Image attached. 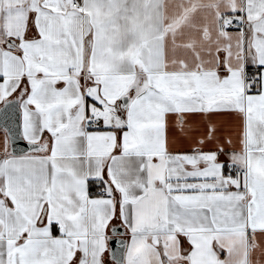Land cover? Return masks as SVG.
Masks as SVG:
<instances>
[{"label": "snow or ice", "instance_id": "1", "mask_svg": "<svg viewBox=\"0 0 264 264\" xmlns=\"http://www.w3.org/2000/svg\"><path fill=\"white\" fill-rule=\"evenodd\" d=\"M0 264H264V0H0Z\"/></svg>", "mask_w": 264, "mask_h": 264}]
</instances>
